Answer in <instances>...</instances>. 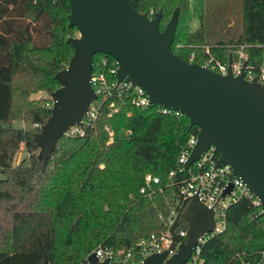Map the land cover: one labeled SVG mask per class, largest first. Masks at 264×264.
<instances>
[{"label": "trees", "instance_id": "trees-1", "mask_svg": "<svg viewBox=\"0 0 264 264\" xmlns=\"http://www.w3.org/2000/svg\"><path fill=\"white\" fill-rule=\"evenodd\" d=\"M130 2L138 13L160 11V30L177 7L170 47L185 61L193 51L192 61L199 63L207 46L214 59L227 62L241 46L246 64L255 72L264 67V0H239L237 31L210 0H195L192 7L188 0ZM68 13L66 0H0V264H82L98 245L113 253L133 247L166 229L171 211L184 209L177 183L186 173L177 170L176 160L197 128L188 126L186 117L159 113L156 104L131 105L130 90H114L82 136L62 135L47 160L38 163L33 137L51 104L27 97L58 86L54 75L67 64L72 46L66 39L76 31L67 26ZM182 15L199 23L183 37L177 33ZM219 20L223 36L208 40ZM178 41L183 45L175 48ZM100 56L107 66L112 62L94 54L92 72L103 69ZM110 102L116 111L109 113ZM15 120L23 126L13 127ZM20 143L26 156L14 164ZM146 173L158 182L142 195L138 189ZM224 220V229L201 245L196 264H256L264 248L258 209L239 198L226 208Z\"/></svg>", "mask_w": 264, "mask_h": 264}, {"label": "water", "instance_id": "water-1", "mask_svg": "<svg viewBox=\"0 0 264 264\" xmlns=\"http://www.w3.org/2000/svg\"><path fill=\"white\" fill-rule=\"evenodd\" d=\"M67 26L77 35L67 37L72 53L64 68L54 75L57 88L49 93L50 114L33 137L42 165L56 140L72 125L78 124L88 103L94 98L89 76L94 54L111 57L117 65L116 83L124 80L144 90L149 103L180 111L188 126L197 128L196 140L183 168L196 161L208 147L213 167L227 165L260 201L264 217V84L243 79L242 72L232 76L216 73L180 58L171 50L177 23L175 7L164 27H158L160 11L151 16L138 13L130 0H66ZM230 62V59H228ZM228 185L222 195L230 190ZM184 209L169 225L171 232L184 223V241L176 252L153 253L138 264H183L196 238L213 229L212 210L195 198L182 200ZM88 264L98 261L93 253Z\"/></svg>", "mask_w": 264, "mask_h": 264}, {"label": "built area", "instance_id": "built-area-1", "mask_svg": "<svg viewBox=\"0 0 264 264\" xmlns=\"http://www.w3.org/2000/svg\"><path fill=\"white\" fill-rule=\"evenodd\" d=\"M234 55V59L230 60V62H220L210 55L207 46H203L199 52V56L201 57L199 63L192 61L194 58L193 51L189 53L187 61L194 62L219 74H225L227 69L232 76H237L242 72L244 80L264 84V67H260L258 71L255 72L251 65L246 64V54L242 51L241 46L234 51ZM100 66L103 69L97 72L90 71L88 80L94 98L88 103L80 122L70 126L64 132V135L82 136L84 127L95 119L97 109L102 101L113 96L114 90H130L131 95L129 102L135 107L145 108L152 105V103H149L147 95L142 88L131 86L128 81L124 80L116 83L115 71L117 65L113 59L112 62L109 63V66H107V58L105 56H100ZM106 74L113 75L114 78L109 79ZM118 93H115V95L118 96ZM34 97L36 100H44L45 105H52L49 94L38 91L35 93ZM108 108L110 110L109 113L116 111L113 102L108 104ZM157 111L161 114L176 118L185 117L180 111L164 106L157 105ZM196 135L197 133L188 136L183 148L177 156V170H182L186 173V177L177 183V192L182 200L195 198L198 203L211 209L214 225L210 232L204 233L196 238L195 245L183 264H196L201 245L208 237L224 229V212L231 203L239 198H245L253 208L258 209V214L260 213V201L258 198L248 191L238 177L231 173L227 165L213 167L214 161L212 157H217V155L211 146L203 151L198 159L191 163L186 169L183 168V164L195 143ZM173 173L174 171L171 170L168 172V175L171 176ZM143 182L144 184L138 189V193L142 195L146 194L147 189L156 184L158 179L156 176L146 173L143 175ZM228 185L231 186L230 190L222 195V192ZM175 215L173 211L170 212L166 229L157 233L148 234L146 237L139 239L133 247L125 251H116L113 253L111 249L98 245L91 253L94 254L98 261L108 258L109 264H138L147 255L160 252H165V258H167L176 252L178 245L184 241L186 233V228H174L171 232L168 231V227L173 222ZM260 254V260L256 264H264V248L261 250ZM82 264L88 263L85 260Z\"/></svg>", "mask_w": 264, "mask_h": 264}, {"label": "rangeland", "instance_id": "rangeland-1", "mask_svg": "<svg viewBox=\"0 0 264 264\" xmlns=\"http://www.w3.org/2000/svg\"><path fill=\"white\" fill-rule=\"evenodd\" d=\"M189 3V7H192L195 5V0H188ZM212 6H216V10L218 11L219 9H221V15L223 12L222 17L223 18H227L230 23H231V27L230 30L233 31H237L239 28V22H238V6H239V0H210L209 2ZM152 11L151 8L149 9V12ZM180 23H179V31L177 33H179L182 37L186 36L188 33H191L192 31H194L197 27H198V19H196L194 16H186L184 17L183 15L180 17ZM222 20H219L216 22V24H214L215 26H213L210 30L211 32H208V40L214 39L215 37H222L223 35H221L220 33L224 31V29H220V27L222 26ZM165 24V23H164ZM204 25L206 26L207 24L204 23ZM164 27V26H163ZM77 32L74 31L72 33L71 36H76ZM215 36V37H214ZM181 44L179 41L176 42L175 44V48L180 47ZM42 92L44 94H47L44 91L41 90H36L34 92H32V94L37 93V92ZM28 99V97H27ZM30 101H36V99H28ZM20 126V121H14L13 122V127H19ZM26 154L24 153L23 150H18L15 153L14 159H13V163H17L19 162L23 157H25ZM3 178V175L0 173V179Z\"/></svg>", "mask_w": 264, "mask_h": 264}, {"label": "crops", "instance_id": "crops-1", "mask_svg": "<svg viewBox=\"0 0 264 264\" xmlns=\"http://www.w3.org/2000/svg\"><path fill=\"white\" fill-rule=\"evenodd\" d=\"M34 96H35L34 93H33V94L30 93V94L28 95V99H33V98H35ZM15 121H18V120H15ZM13 122H14V121H12V125H13ZM22 126H23V124H22V122L20 121V126H19V127H22ZM18 150H23L24 153L26 154L25 149H24V146H23V143H20V144H19L17 151H18ZM17 151H16V152H17ZM15 164H16V163H15Z\"/></svg>", "mask_w": 264, "mask_h": 264}]
</instances>
